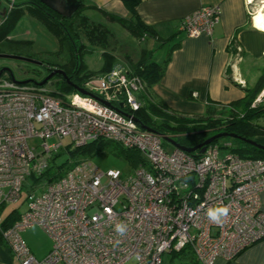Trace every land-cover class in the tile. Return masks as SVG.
<instances>
[{
  "label": "built area",
  "instance_id": "1",
  "mask_svg": "<svg viewBox=\"0 0 264 264\" xmlns=\"http://www.w3.org/2000/svg\"><path fill=\"white\" fill-rule=\"evenodd\" d=\"M220 15L218 6L200 7L181 19L179 31L211 37ZM81 89L97 99L54 96L47 86L0 78V214L18 202L27 178L47 181L43 193L32 192L23 211H14L15 222L6 226L0 218V239L20 264H163L164 254L185 250L197 263L213 264L233 261L264 240V159L221 156L230 145L215 143L202 155L166 152L160 134L132 120L142 84L119 61ZM262 102L264 91L252 107ZM95 143L128 155L133 173L123 180L119 171L102 173L86 158L49 172L55 155ZM225 206L227 216L217 213L214 221L210 213ZM32 227L52 244L41 260L21 238Z\"/></svg>",
  "mask_w": 264,
  "mask_h": 264
},
{
  "label": "crops",
  "instance_id": "2",
  "mask_svg": "<svg viewBox=\"0 0 264 264\" xmlns=\"http://www.w3.org/2000/svg\"><path fill=\"white\" fill-rule=\"evenodd\" d=\"M82 1L85 6L96 7L102 13L122 19L129 17L128 11L119 0ZM248 1L141 0L136 12L141 22L151 29L155 38L137 41L130 36V39L137 43H153L140 49L138 54L136 51L133 54L132 50L123 51L119 46L121 53L118 57H113L116 61H122L129 72H133V65L139 60L142 50L153 52L151 59L158 64L162 65L167 59L162 77L150 88L152 101L180 117H206L208 106L219 110L221 107L237 103L245 97L247 90L257 85L259 78L264 74V30L255 24L257 15L264 13V7L257 10L253 5H248ZM8 2L9 0H0V20L7 12ZM213 5L220 8L221 15L213 27L211 37L202 35L189 38L179 31V23L183 17L200 7ZM88 12L95 14L100 20H105L96 10ZM26 16L40 24L28 14L20 19ZM4 19L6 20V16ZM17 26L16 23L12 33ZM18 35L21 36L20 33ZM159 42L171 44L167 49L162 48L157 52L155 47ZM260 138L264 139V136L256 137L255 140L259 142ZM259 144L264 145V142ZM260 201L264 211V193L260 195ZM28 231L21 233V238L32 255L41 260L51 249L49 241L39 231L43 237L41 244H28L31 238ZM0 264H20L1 239ZM163 264L199 263L194 260L189 250H185L178 254H167ZM213 264H264V240L245 249L233 261L225 262L219 259Z\"/></svg>",
  "mask_w": 264,
  "mask_h": 264
},
{
  "label": "trees",
  "instance_id": "3",
  "mask_svg": "<svg viewBox=\"0 0 264 264\" xmlns=\"http://www.w3.org/2000/svg\"><path fill=\"white\" fill-rule=\"evenodd\" d=\"M17 1L13 6V10L9 11L6 20L4 19L5 21L0 26V45L5 41H13L11 34L18 21L13 23L12 18L18 20L23 15L28 14L42 24L57 41L58 51L49 53V57L54 59V62L46 61L45 63L41 61V63L46 64L48 72L53 69L62 70L69 79V83H67L62 77L55 76L59 80L52 85H57L58 89L50 91L54 96L62 97L76 93L71 84L82 88L90 78H96L111 69L116 60L110 51L115 49L116 39L107 23L117 24L137 41L155 38L151 29L141 22L136 12L141 0H119L129 13L127 19L102 13L96 7L85 6L84 4L70 19H61L53 16L38 0ZM21 1L25 2L18 4ZM95 10L105 20L94 21L85 13ZM24 42L27 43V41ZM94 49H100L101 58L103 59L101 69L95 73L90 72L86 60H83ZM152 54L153 52L142 50L139 60L133 65V72H129L130 76L138 78L142 84V91L136 94V100L140 103V108L133 113V116L143 126L148 127L157 134L170 137L177 144L188 148L194 147L219 133L234 134L247 140L264 136V127L257 123L260 118L264 117V105L252 107L256 96L264 88V74L259 78L254 88L246 91L243 99L237 103L221 107L220 110L223 113L230 114L225 122L220 123L221 121L215 119L217 110L213 106H208L206 117L190 119L174 115L152 101L150 88L159 82L163 74V66L167 62L166 59L162 65L158 64L151 59ZM60 57H65L66 60L63 61ZM6 79H10V77ZM189 135H193L195 140L190 141L188 139ZM256 143L259 144V142ZM103 144L95 143L87 147L103 146ZM244 145L243 149L234 150L237 152L236 154L242 158L264 159V150ZM84 149H81V151ZM123 158L128 160L130 157L126 155ZM17 218L16 212L9 213L4 219V225L12 224Z\"/></svg>",
  "mask_w": 264,
  "mask_h": 264
},
{
  "label": "rangeland",
  "instance_id": "4",
  "mask_svg": "<svg viewBox=\"0 0 264 264\" xmlns=\"http://www.w3.org/2000/svg\"><path fill=\"white\" fill-rule=\"evenodd\" d=\"M10 2L11 0H9L8 5H7V10L8 8H10L8 10V13L9 11L13 10V7H10ZM16 2L18 1L15 0V3ZM262 2H264V0H252V5L255 7V9L258 8L257 10H260L262 7H264V3ZM15 3L13 5H15ZM6 13L4 17L6 16ZM85 13L94 21L100 20L93 13H90V12H85ZM4 17H2L0 20V26L4 22ZM12 21L13 23L18 21L17 29L14 30V32L11 34V37H12L11 39H13L14 42L5 41L2 45H0V54L14 55V56L36 60L39 62L43 61L45 63L46 61L48 62L55 61L54 59L49 57L50 56L49 53L58 51L57 41L47 31V29L44 26H42L41 24H38L35 20H31L27 18V16L25 18L23 17L22 19L19 18L18 20L12 18ZM107 24H108L107 26L112 30L113 34L115 35V39H116L115 49L113 51H110L112 56H116V57L119 56V53H121L119 46L122 47L121 49L123 51L129 50L130 52L132 50L133 54L135 51H136V54H138L140 49H144L149 44L153 43L151 41L150 42L146 41L144 43L143 42L137 43L131 40L130 35L126 33L123 29H121L117 24H109V23ZM18 33H20L21 36L18 35ZM24 41H27V43ZM170 44L171 43H168V42H159L158 45H156L155 50H157L158 52V50L162 48L167 49L170 46ZM60 58L63 61L66 60L65 57H60ZM83 60H86L87 65L90 68V72L95 73L99 71L101 69L102 60H103L101 58L100 49H94L92 53L91 52L88 53V55L85 56ZM2 68L9 69L10 72L13 74L14 79L19 82L26 80L25 74L28 72L35 71V72L40 73L41 75L46 74L48 72V68L46 64L35 66V65L23 63L20 61H15V60H0V69ZM0 78H9V74L5 72L3 75L0 76ZM58 80H59L58 77H55L52 80V82L50 81V83L46 85L47 88L53 91L58 89L57 85H54V86L52 85L54 82ZM262 91H264V88L260 90L258 95ZM259 105H264V102H262ZM229 116H230L229 113L227 112L223 113L219 109L216 111L215 119L218 121H221L220 123H223L229 118ZM257 122L261 125H264V117L260 118ZM188 139L190 141L195 140L193 135H189ZM259 140H260L259 141L260 143L264 142V139L262 138H260ZM254 141L256 140L254 139ZM48 143L51 144V143H57V142L56 140H51V141H48ZM162 143H163V147L166 152H171L173 150L172 145H170L169 143L165 141H163ZM29 144H32L33 146H37V141H33V142L30 141ZM61 144L64 147L67 146L69 144V139H64L61 142ZM215 145L219 147H222L223 145H230V148L220 150L221 156L228 154L230 152L237 153L234 150L243 149V147H245V145L241 141H238L232 138H221L215 142ZM59 154L60 155L54 156L53 163L51 161L49 162V172H52V171L58 172L60 170V167L65 166V168H68L70 166V162H74L79 158H86V159H89L92 162V164L102 173H106L107 171H119L121 174V178L123 180L133 173V169L122 156H119L117 152L113 150L112 148L110 147L106 148L104 145L103 146L94 145L91 147H86L84 150L82 151L80 150V152H76L71 155H69L67 151H63ZM46 175H49V174L46 173ZM36 178L37 177L27 178L24 184V187L21 191V197L18 200V202L14 204H7L1 208V214H0L1 219H4L9 213H12L13 211L22 212L24 209V205H25V199L32 192L36 194H40L46 190V186H47L46 179L44 177L38 178V179ZM32 228L28 229L29 231L26 230L30 233L29 235L31 236V238H29L28 244L32 242L33 243L37 242L41 244L43 237L40 233L42 232L44 237H47V235L41 228H38V227H32ZM46 239H48V237ZM48 241L51 246L52 245L51 241L49 239ZM166 255L167 254L163 255V260H164V256ZM127 264H132V262H129Z\"/></svg>",
  "mask_w": 264,
  "mask_h": 264
},
{
  "label": "water",
  "instance_id": "5",
  "mask_svg": "<svg viewBox=\"0 0 264 264\" xmlns=\"http://www.w3.org/2000/svg\"><path fill=\"white\" fill-rule=\"evenodd\" d=\"M38 2L45 7L48 11L52 12L53 14L57 15L58 17H60L61 19H70L79 9L80 7L83 5V1L82 0H38ZM0 60H15V61H20L23 63H27V64H31V65H35V66H40L42 65L41 62L36 61V60H32V59H28V58H23V57H19V56H14V55H7V54H0ZM8 73L10 79L17 83V84H32L34 86L37 87H43L45 86L53 77L55 76H60L62 77L67 83H69V79L67 78V76L65 75V73L62 70H58V69H53L52 71H50V73L40 82L37 81H33L30 79L24 80V81H16L13 77V74L10 72L9 69L7 68H2L0 69V76L4 73ZM71 86L73 87V89L76 90V92L82 94V95H87V96H91L94 97L95 99H97L95 96L91 95L90 93L84 91L83 89L77 87L76 85L71 84ZM99 100V99H98ZM100 102H102L100 100ZM106 105H109L105 102H102ZM122 105L120 104L119 107L117 108V110L119 112H121L122 114L123 111L121 109ZM126 115V114H124ZM132 120L138 124L142 129L144 130H148V131H152L151 129H149L146 126H143L140 121L133 117ZM161 138L163 139V141L169 143L170 145H172V147L179 149L183 152H186L188 154H193V153H197L198 155H202L205 150L206 147H208L211 144H214L217 140L221 139V138H232L235 140H239L242 143L248 145V146H252L258 149H262L264 150V146L256 143L254 140H247V139H242L237 137L234 134H227V133H219L216 134L208 139H206L205 141H203L202 143L194 146V147H183L179 144H177L173 139H171L170 137L161 135Z\"/></svg>",
  "mask_w": 264,
  "mask_h": 264
},
{
  "label": "flooded vegetation",
  "instance_id": "6",
  "mask_svg": "<svg viewBox=\"0 0 264 264\" xmlns=\"http://www.w3.org/2000/svg\"><path fill=\"white\" fill-rule=\"evenodd\" d=\"M32 2H34V1H32ZM10 8H8V10H9ZM8 10H7V12H8ZM50 13H52V12H50ZM8 15V14H7ZM6 15V16H7ZM52 15L53 16H57V15H55V14H53L52 13ZM58 17V16H57ZM50 72H47L46 74H43V75H41L40 73H38V72H35V71H32V72H28V73H26L25 75V78H26V80L27 79H30V80H33V81H37V82H40V81H42L48 74H49ZM3 75V74H2ZM55 77H53L50 81L52 82V80L54 79ZM50 81L48 82V83H50ZM47 83V84H48ZM46 84V85H47ZM45 85V86H46Z\"/></svg>",
  "mask_w": 264,
  "mask_h": 264
},
{
  "label": "clouds",
  "instance_id": "7",
  "mask_svg": "<svg viewBox=\"0 0 264 264\" xmlns=\"http://www.w3.org/2000/svg\"><path fill=\"white\" fill-rule=\"evenodd\" d=\"M217 213H219L222 216H227V214H228V208L226 206L225 207H221V208H219L217 210V212L210 213V216H211V218L214 221L218 219V214ZM120 230L122 231L123 229H120Z\"/></svg>",
  "mask_w": 264,
  "mask_h": 264
},
{
  "label": "bare ground",
  "instance_id": "8",
  "mask_svg": "<svg viewBox=\"0 0 264 264\" xmlns=\"http://www.w3.org/2000/svg\"><path fill=\"white\" fill-rule=\"evenodd\" d=\"M255 24L257 27H259L261 30H264V13H259L257 17L255 18Z\"/></svg>",
  "mask_w": 264,
  "mask_h": 264
}]
</instances>
